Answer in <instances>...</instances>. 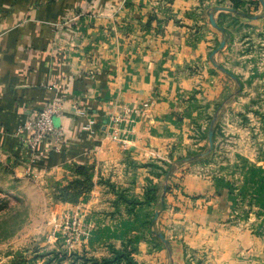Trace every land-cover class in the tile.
Instances as JSON below:
<instances>
[{
  "label": "crops",
  "instance_id": "crops-1",
  "mask_svg": "<svg viewBox=\"0 0 264 264\" xmlns=\"http://www.w3.org/2000/svg\"><path fill=\"white\" fill-rule=\"evenodd\" d=\"M256 24L257 77L237 78ZM256 80L264 0H0V160L75 195L53 209L90 222L87 258L128 243L136 264H264V118L240 119ZM54 99L62 140L29 159L24 126Z\"/></svg>",
  "mask_w": 264,
  "mask_h": 264
},
{
  "label": "rangeland",
  "instance_id": "rangeland-1",
  "mask_svg": "<svg viewBox=\"0 0 264 264\" xmlns=\"http://www.w3.org/2000/svg\"><path fill=\"white\" fill-rule=\"evenodd\" d=\"M242 48L245 49L243 55L247 67L244 69L235 67V71H239L240 75L231 73L237 78L249 75L257 77V24ZM234 54L237 59L236 53ZM241 60L243 61V58ZM263 86V84H257V80L242 86L241 95L247 105L244 114L240 116L243 124L255 123L257 117L264 118L257 112L258 108L264 107L261 103L263 100L259 98V92H264ZM55 199L58 198L44 193L31 179L15 176L8 165L0 160V264H9L13 257L20 253L28 259L36 253H43L46 256L45 259H50L53 257L52 251H60L61 256L62 251L66 252L67 258L64 259L66 263L62 264H77L78 258L75 253L81 254L79 245L83 242L77 245L75 243L74 247H67L62 233L53 240L48 239L50 232L54 231V224L60 217L75 214L57 213L53 209ZM41 259L39 258L38 261L40 262ZM51 264H55V260L52 259Z\"/></svg>",
  "mask_w": 264,
  "mask_h": 264
},
{
  "label": "built area",
  "instance_id": "built-area-1",
  "mask_svg": "<svg viewBox=\"0 0 264 264\" xmlns=\"http://www.w3.org/2000/svg\"><path fill=\"white\" fill-rule=\"evenodd\" d=\"M60 103L57 99L52 100L48 105L42 107L36 117L28 122L24 129L28 131L25 147L27 149L29 159L33 158L38 152V146L45 141L62 140L63 132L61 127L55 126L53 122V115L57 114ZM26 173L30 175L29 170ZM54 231L50 232L48 239L53 240L62 233L65 245L67 247H74L78 243L84 242L90 232V222L86 221L84 215L71 214L60 217L54 224ZM57 232V230H59ZM60 234V235H59Z\"/></svg>",
  "mask_w": 264,
  "mask_h": 264
},
{
  "label": "trees",
  "instance_id": "trees-1",
  "mask_svg": "<svg viewBox=\"0 0 264 264\" xmlns=\"http://www.w3.org/2000/svg\"><path fill=\"white\" fill-rule=\"evenodd\" d=\"M246 16H248L249 18L251 17L250 15L246 14ZM215 129V128H214ZM164 176H166L167 178L169 177V173H170V168L168 167L167 169L163 170ZM73 184H78V181H73ZM84 187V185H82ZM168 190V189H167ZM56 198L61 199V200H66V199H72L75 198L74 194H68V191L66 190V188H61L59 189ZM151 201H158V196L155 195V189L154 188H148L146 190L145 193V203H149ZM142 201L140 200H133L132 204L136 205L141 203ZM159 202V201H158ZM159 206L162 207V204H160ZM132 248L130 247V245L124 244L122 248L120 249H115L112 248L111 249V253L112 256L108 257V258H102L100 260L95 259V258H87L84 254H78L75 253V255L77 256L78 259H82L83 262H85L86 264H136L135 261L133 260L132 257ZM60 251H52L51 253H53V257L46 260L45 264H51L52 259L55 260V264H61V262L67 258L64 251L63 255L61 256V253H59ZM45 254L43 253H36L35 255H33L30 259H28L25 255L23 254H17L16 256L13 257V259L10 261L9 264H29L30 262L38 259L39 257H43ZM58 255L60 257H58Z\"/></svg>",
  "mask_w": 264,
  "mask_h": 264
},
{
  "label": "water",
  "instance_id": "water-1",
  "mask_svg": "<svg viewBox=\"0 0 264 264\" xmlns=\"http://www.w3.org/2000/svg\"><path fill=\"white\" fill-rule=\"evenodd\" d=\"M223 44H224V42L222 43V45ZM215 119H216V117H214V119L212 120V122L210 124V128H209V147L206 149L205 152H203V153H201V154H199L197 156L191 157L189 159H195L196 157L203 156V155L207 154L212 149V147H213V139H212V137H213V133H214ZM157 215H158V213L155 214V216H157ZM159 237L164 239L161 234H159Z\"/></svg>",
  "mask_w": 264,
  "mask_h": 264
}]
</instances>
